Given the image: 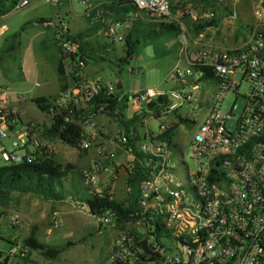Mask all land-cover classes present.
Listing matches in <instances>:
<instances>
[{
	"label": "built area",
	"instance_id": "2783aa9c",
	"mask_svg": "<svg viewBox=\"0 0 264 264\" xmlns=\"http://www.w3.org/2000/svg\"><path fill=\"white\" fill-rule=\"evenodd\" d=\"M32 1L20 0L16 9ZM45 1L58 7H72L74 0ZM77 1L83 6L84 17H102L104 27L98 36L106 42H124L125 34L138 17H154L158 22L177 23L181 28L180 48L171 72L174 87L170 90L151 87L134 93V106L140 109L162 95L172 100L160 108L158 117L151 115L161 121L158 133L148 127L142 133L138 126L139 150L148 156L147 166L151 169L141 189L140 207L152 220L137 222V235L130 231L118 234L109 263L264 264V0H228L232 18L237 17L235 6L243 2L250 4L255 18L247 39L232 49L202 43L209 31L220 28V24L198 26L210 21L213 11L179 9L173 15L171 8L175 0H131L136 10L125 17H114L106 15L109 11L103 0ZM184 16L194 22L196 39L187 36L189 29L182 20ZM36 25L56 30L63 51L71 84L59 102L69 100L77 109L86 108L103 89L112 94L120 90L116 83L101 82L90 72L91 65L73 56L80 43L77 32L62 13ZM243 82L250 83L248 102L237 116V122H233L236 114L227 112L223 104L227 93L238 91ZM12 94L0 84V139H9L11 145L8 148L2 142L0 158L14 163H33L53 157L50 140L43 136V124L24 121L12 107ZM16 98L21 102L29 96L16 92ZM101 115L111 117L108 113H89L83 119L82 147L89 150L98 146L101 157L81 174L90 193L112 199L115 197L110 178L100 177L103 157L115 156L103 141L110 132L102 124ZM144 121L142 127H145ZM188 121L195 125L190 153L196 161L194 171L184 159L175 160L173 151L175 134ZM138 131L133 130V135L138 136ZM111 137L122 147L129 142V137L120 130ZM179 165L186 167L185 177L175 171ZM110 167L115 175V165ZM116 212L108 207L104 214L94 216L101 226H111ZM155 222L167 231L159 241L154 235ZM9 226L19 231L23 219L15 216L9 220ZM60 226V219L54 214L47 230L48 238ZM6 241L7 247L0 246L1 263L8 257L26 256L31 250L17 236ZM142 241L147 242V248L135 244ZM48 264L61 263L49 260Z\"/></svg>",
	"mask_w": 264,
	"mask_h": 264
},
{
	"label": "rangeland",
	"instance_id": "374dc122",
	"mask_svg": "<svg viewBox=\"0 0 264 264\" xmlns=\"http://www.w3.org/2000/svg\"><path fill=\"white\" fill-rule=\"evenodd\" d=\"M220 1L228 6L230 4L228 0ZM72 6L75 13L83 14V6L77 0L72 1ZM190 6L191 4L189 3L188 8L194 9ZM235 7L237 17L232 18L230 14L226 16L220 23V28L215 31H209L203 38L202 43L212 47L232 49L247 39L250 27L255 22L251 6L247 2H243ZM67 8H70V6L58 7L45 0H34L29 5L16 9L0 19V47L8 38L7 45L13 50L12 55L11 53L6 54L8 59H5L4 67L1 66L0 68V84L13 93L12 98L15 102L25 105L23 107L24 118L36 120L41 124H50V115L39 109L32 98L42 94L55 96L59 93L60 86L55 62V48L52 42H49V44L43 43L49 30L36 25V23L55 19L58 12L68 17ZM182 20L185 21L186 27L189 29L187 36L196 39L198 36L194 22L189 19V16H184ZM72 26L74 29L79 27L78 21L73 20ZM16 35L18 36L15 37ZM13 38L17 39L16 44L11 42ZM170 40L173 41V39ZM172 41L163 43L158 48L153 44L143 45L137 57L126 65L121 75L111 70L98 73L97 67L89 66L90 72L94 75L98 73L99 78L116 84L119 81L123 83V92L128 94L130 98L125 109L126 118L134 115L139 116L138 126L142 133L145 132L146 127L153 130L154 133H158L161 121L151 117V115H156V109L148 107L147 103L144 104L142 109L134 106V93L151 87L163 90H170L174 87V82L171 78V72L174 67V55L169 45ZM192 44L195 45L194 42ZM110 46L111 49L116 50L120 55L124 54L125 43L123 41L110 44ZM131 69H135V71L131 72ZM249 87L250 83L243 82L238 91H229L226 95L223 107L227 112L233 111L236 114L232 119L233 122H237V116L248 102ZM16 92H24L28 94L29 98L19 102L16 98ZM187 109L188 107H185V111ZM144 111L146 114H143ZM104 117L106 118L105 115ZM107 117L110 121H115L111 117ZM142 119L145 120V127L141 125ZM117 127H120L118 122ZM194 132L195 125L188 121L175 134V145L173 146L175 160L184 159L191 171L196 168V161L190 156L191 140ZM2 142L10 148L9 139H0V145ZM50 143L53 147L54 159L64 167L66 165L73 166L66 179L69 200L57 203L55 209H53L49 201L42 200L37 196L15 194L8 205L0 204V212H9L10 219L15 216H20L23 219V226L25 227L22 235L18 237L20 240L29 242L38 240L47 244H62L67 241L75 242V245L71 246L59 257L58 261L61 264H108L110 251L118 236V230L109 225H102L100 228L101 224L98 223L96 216L89 211L88 206L85 204L86 202H83L88 197V194L85 190L84 186L86 185L83 182L81 173L85 167L92 166L101 157L98 147L94 146L89 150L79 151L59 139L50 141ZM121 148L123 147L121 146ZM108 149L115 153L113 159L116 161L118 148L108 146ZM107 158L108 156H104L103 161H106ZM127 163L122 162L120 164ZM10 164H14V162L0 158V166ZM107 167L109 168L103 162L100 169V177L102 179L110 178L115 199H124L126 195L124 172L121 171V173L118 172L110 176L104 175V173H108L106 171ZM111 171L113 172V170ZM175 171L183 177H185L187 172L186 167L183 165H179ZM76 196L82 201L80 199L73 200V197ZM54 214L58 215L61 226L54 230L51 238H48L47 230ZM0 231L8 233L12 230H9L5 223H2ZM9 237L7 235L4 240L0 238L1 247H7L8 242L6 240H10ZM48 261L49 259H46L40 252L33 250L30 258L12 256L8 264H47Z\"/></svg>",
	"mask_w": 264,
	"mask_h": 264
},
{
	"label": "trees",
	"instance_id": "16d2710c",
	"mask_svg": "<svg viewBox=\"0 0 264 264\" xmlns=\"http://www.w3.org/2000/svg\"><path fill=\"white\" fill-rule=\"evenodd\" d=\"M20 0H0V19L16 9V5ZM104 6L108 9L107 16L125 17L127 14L136 10L135 4L131 0H103ZM189 3L193 8L206 11L211 9L214 13L213 18L204 24H199L200 28L208 25H218L221 20L232 13V9L228 5L221 3L220 0H175L171 12L176 14L180 9L186 11ZM190 6V7H191ZM183 18V17H182ZM86 27L76 33L80 46L78 51L73 55L85 60L88 65L97 66L98 73L111 70L121 75L126 65L136 58L140 48L144 45L161 46L163 43H169L170 39L179 38L181 28L177 23H168L164 21H156L154 17L143 18L138 17L132 27L125 34L124 54L120 55L110 44L99 38L98 32L104 27L102 17L95 16L84 17ZM197 26V25H195ZM49 32L43 41L44 44L52 42L55 48V62L57 65L59 93L55 96L41 95L32 98L33 102L39 109L48 113L51 118L50 124H43V136L50 141L57 139L66 142L73 148L83 151V119L89 113L100 114L108 113L113 120L120 125L121 132L129 137V142L123 145V148L133 155V159L127 164L117 163L115 160L107 159L104 163L108 166L115 165V172H124V181L126 185V195L124 199H115L100 197L89 192L86 186L85 190L88 194L83 202L88 206L89 211L93 214H104L108 207L116 209L115 218L110 224L118 230V234L122 235L128 231L138 234L137 222H151L149 215L142 213L140 207L141 189L145 180L151 174L150 167L147 166L148 156L139 150V142L141 140L140 131H138L139 116L134 115L126 118L125 109L127 108V99L129 96L124 95L122 100L118 97L123 94V88L118 90L116 94L103 89L86 108L77 109L69 100L62 103L59 102L60 97L64 96L71 84V79L67 76V70L64 65V56L61 46L58 44L57 32L54 29H48ZM16 35L15 37H17ZM86 37H93L89 40ZM6 42L0 47V68L4 67L6 54L13 53L12 48ZM12 43L16 44L17 39L13 38ZM176 44V43H175ZM177 47V44H176ZM96 76V75H95ZM98 77V76H97ZM101 82H105L103 78H99ZM120 82V81H119ZM155 106L150 107L159 112L165 104L171 103L172 100L168 95L159 96L154 100ZM120 110L116 112V110ZM145 113V111L143 112ZM158 117V115H155ZM133 130L138 131L139 135L134 136ZM167 133V132H166ZM73 168L72 165L59 164L54 157L41 159L37 162L14 163L10 165L0 166V204L8 205L12 201L15 194H30L37 196L42 200L49 201L52 208L55 209L57 203H63L69 200L68 189L66 187V179ZM73 200H79L78 196ZM81 200V199H80ZM82 201V200H81ZM156 232L155 238L159 241L162 233V227L154 223ZM102 226L100 225V228ZM23 242L30 247V251L26 256L17 255L22 258H30L33 250L40 252L46 259L58 260L59 257L75 245L73 241H67L62 244H47L38 240ZM148 247L146 241L136 242ZM12 257H8L5 262L0 264H8ZM142 259H145L143 257ZM48 264V263H47ZM110 264V263H108Z\"/></svg>",
	"mask_w": 264,
	"mask_h": 264
},
{
	"label": "crops",
	"instance_id": "0c3cea01",
	"mask_svg": "<svg viewBox=\"0 0 264 264\" xmlns=\"http://www.w3.org/2000/svg\"><path fill=\"white\" fill-rule=\"evenodd\" d=\"M62 6H65V5H62ZM69 6V5H68ZM59 7H61V6H59ZM68 9V11H67V15H68V17H67V19L70 21V23H71V28H72V30L74 31V30H76V32H78V31H80V30H82L83 28H85L86 27V21H85V19H84V16H83V14H81V15H79V14H77V13H75L74 12V9H73V6L72 7H70V8H67ZM61 13V12H60ZM62 15H64V14H62ZM65 16V15H64ZM66 17V16H65ZM224 18H226V17H224ZM223 18V19H224ZM222 19V20H223ZM78 21V25H79V27H77V28H73V26H72V21ZM222 20H221V22H222ZM80 28V29H79ZM177 44V47H176V44ZM170 45V48H171V50H172V52H173V55H174V64H175V61H176V58H177V54H178V51H179V48H180V42H179V39H178V37L176 38V39H174L172 42H171V44H169ZM92 66V65H91ZM95 67H97V66H95ZM97 69H98V67H97ZM98 72V71H97ZM100 73V72H99ZM96 75L98 76V73H96ZM99 77V76H98ZM124 88V87H123ZM163 90V89H162ZM42 95H44V94H42ZM37 96H39V95H37ZM48 96V95H47ZM11 104H12V107L16 110V111H18V113L20 114L21 113V117L24 119V121H34V122H38V121H36V120H31V119H26V118H24L23 117V107L25 106V105H21L20 103H17V102H15L14 100H13V98H12V101H11ZM101 122H102V124L105 126V127H107L108 128V130H109V135H107L106 137H105V139L103 140L109 147L111 146V147H117L118 148V155H117V158H116V162L117 163H122V162H129L130 160H132L133 159V155L129 152V151H127V150H125L124 148H121V146H120V143L119 142H115L113 139H112V135L114 134V133H116L119 129H121L122 127H117V121H110V119H108V117H104V115H101ZM39 123V122H38ZM41 124V123H40ZM120 131H122V130H120ZM111 135V136H110ZM111 139V140H110ZM117 143V144H116ZM96 147H98V146H96ZM94 155H95V152H94ZM93 155V156H94ZM106 171H108V173H104V175H113V172L111 171V169L110 168H108L107 167V169H106ZM9 215H10V213L9 212H7V211H2V212H0V227L2 226V223H5V225L7 226V228L9 229V230H12V231H10V232H3V231H0V238H2L3 240L4 239H6V236L8 235V236H10L9 238H14V237H20L21 235H22V231H23V228L25 227V226H23L22 228H21V230H19V231H14L13 229H11L10 228V226H9V220H10V217H9ZM26 224H27V219H26ZM25 225V224H24ZM26 231H27V229H26ZM25 231V232H26ZM19 232V233H18ZM53 234V233H52ZM52 236V235H51ZM51 238V237H50ZM6 246V245H5ZM11 260V259H10ZM10 260H9V262H10Z\"/></svg>",
	"mask_w": 264,
	"mask_h": 264
},
{
	"label": "water",
	"instance_id": "95a60500",
	"mask_svg": "<svg viewBox=\"0 0 264 264\" xmlns=\"http://www.w3.org/2000/svg\"><path fill=\"white\" fill-rule=\"evenodd\" d=\"M117 87L118 89H122L124 87L123 83L120 81L117 83ZM155 106V102H151V103H148V107H154Z\"/></svg>",
	"mask_w": 264,
	"mask_h": 264
}]
</instances>
